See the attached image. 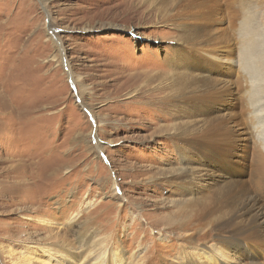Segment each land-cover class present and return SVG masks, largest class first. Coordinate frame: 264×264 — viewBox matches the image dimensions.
<instances>
[{"label":"rangeland","instance_id":"obj_1","mask_svg":"<svg viewBox=\"0 0 264 264\" xmlns=\"http://www.w3.org/2000/svg\"><path fill=\"white\" fill-rule=\"evenodd\" d=\"M154 2L0 0V264H43L59 245L87 257L73 264H220L190 257L178 229L187 197L167 179L190 128L164 80L181 33ZM208 8L231 40L252 16L264 52V0Z\"/></svg>","mask_w":264,"mask_h":264},{"label":"bare ground","instance_id":"obj_2","mask_svg":"<svg viewBox=\"0 0 264 264\" xmlns=\"http://www.w3.org/2000/svg\"><path fill=\"white\" fill-rule=\"evenodd\" d=\"M154 3L163 20L181 33L164 82L169 113L190 129L175 131L180 166L166 179L187 197L178 229L191 249H198L189 256L204 261L209 253L208 261L230 264L243 252L254 264H264V87L253 85L250 77L258 75L264 52L252 16L238 21L231 40L220 34L218 20L212 22L208 0ZM59 246L55 251L44 248L49 262L43 264L87 259ZM103 254L85 264H105Z\"/></svg>","mask_w":264,"mask_h":264}]
</instances>
